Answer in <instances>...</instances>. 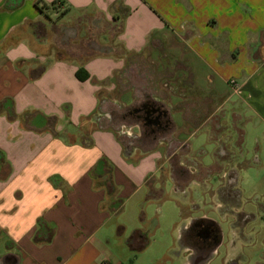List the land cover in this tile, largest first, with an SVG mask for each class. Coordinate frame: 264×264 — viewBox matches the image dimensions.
Segmentation results:
<instances>
[{"label": "crops", "instance_id": "crops-1", "mask_svg": "<svg viewBox=\"0 0 264 264\" xmlns=\"http://www.w3.org/2000/svg\"><path fill=\"white\" fill-rule=\"evenodd\" d=\"M210 102L264 122V0H0V264H217L171 158ZM231 239L219 264H261Z\"/></svg>", "mask_w": 264, "mask_h": 264}, {"label": "rangeland", "instance_id": "rangeland-1", "mask_svg": "<svg viewBox=\"0 0 264 264\" xmlns=\"http://www.w3.org/2000/svg\"><path fill=\"white\" fill-rule=\"evenodd\" d=\"M204 82L203 78L201 88L208 91ZM222 85L220 86L223 88L222 91L228 95V89ZM131 98L132 96L128 100L130 101ZM235 100L236 98H232L225 105L224 110L227 113L228 109H233ZM219 106L218 102H210L206 107L209 112L207 119L202 121L204 125L197 130L193 128L190 133L179 134L180 139L189 138L177 144V149L174 150L171 158L175 161L174 169L179 170L181 167L179 164L183 163L189 178L178 184L177 190L185 191L188 188L202 197L201 201L198 199V207L195 205L187 207L190 216L205 214L219 222L224 234V244L220 247V255L216 258L217 264L227 255L226 242L231 238V244L235 243L234 246H239V242L251 243L246 247L245 255L262 264L264 263V122L251 117L254 114H250L246 107L242 119L232 114L226 118L224 112L219 111ZM234 124H240L239 127L244 130L243 143L240 142L243 130L239 128L238 132ZM128 127L129 124L126 132L121 134L122 138L128 143L133 141V147L142 151L138 141L133 139L136 135H132L136 134L134 132L138 129ZM128 130L133 133L128 135ZM239 138L240 143L236 142ZM146 148L147 146L144 150ZM165 186L169 191L173 190L174 183L171 178L166 179ZM193 200L197 202L195 198H192ZM132 202L134 199L126 202L127 210L119 216L134 225L139 221V217L130 212ZM139 207L147 208L150 214L153 211L156 215L158 206L142 200ZM161 207L163 210L168 208L180 210L173 198L167 199ZM195 208H201L202 211ZM167 218L160 219L159 216L160 227L151 235L153 239L158 241L164 234L165 225L169 222Z\"/></svg>", "mask_w": 264, "mask_h": 264}, {"label": "water", "instance_id": "water-1", "mask_svg": "<svg viewBox=\"0 0 264 264\" xmlns=\"http://www.w3.org/2000/svg\"><path fill=\"white\" fill-rule=\"evenodd\" d=\"M94 47H95V50H97V51H99L101 53L110 52V48L105 47V46H101L100 44L94 43ZM202 220L210 222V223H216V224L219 225V223L216 220L212 219V218H202L201 221ZM219 227H220V225H219ZM201 236H203V238L205 240H207L210 235L208 236L207 234L205 235L204 233H202ZM210 238L211 237H209V239ZM223 239H224V236H223V234L221 232H220V234L218 236L212 238V240H213L212 245L213 246H212L211 254H210L209 257H212L214 255V253H215L216 249L218 248V246L223 242ZM9 264H13V263H9ZM232 264H236V263H232Z\"/></svg>", "mask_w": 264, "mask_h": 264}, {"label": "flooded vegetation", "instance_id": "flooded-vegetation-1", "mask_svg": "<svg viewBox=\"0 0 264 264\" xmlns=\"http://www.w3.org/2000/svg\"><path fill=\"white\" fill-rule=\"evenodd\" d=\"M145 105H147V104H145ZM123 115H125V116H136V114H134V112H131V113H129V114H123ZM146 138H148V135L146 134L145 136H142V137H135V139L138 141V142H143V141H145V139ZM199 171V169L197 170V172ZM217 236V233L216 232H214V233H211V238H214V237H216ZM212 242H213V240H212ZM211 242V243H212Z\"/></svg>", "mask_w": 264, "mask_h": 264}, {"label": "trees", "instance_id": "trees-1", "mask_svg": "<svg viewBox=\"0 0 264 264\" xmlns=\"http://www.w3.org/2000/svg\"><path fill=\"white\" fill-rule=\"evenodd\" d=\"M57 2H55L53 5H56ZM77 76L79 79L81 80H85L88 78V73L85 72L84 69H80L78 72H77ZM41 233H44V229L41 230Z\"/></svg>", "mask_w": 264, "mask_h": 264}, {"label": "clouds", "instance_id": "clouds-1", "mask_svg": "<svg viewBox=\"0 0 264 264\" xmlns=\"http://www.w3.org/2000/svg\"><path fill=\"white\" fill-rule=\"evenodd\" d=\"M188 226L191 227L192 226V223L191 221L188 222Z\"/></svg>", "mask_w": 264, "mask_h": 264}]
</instances>
